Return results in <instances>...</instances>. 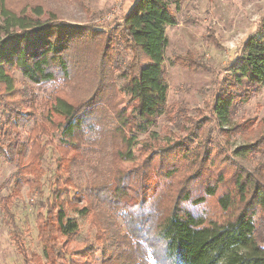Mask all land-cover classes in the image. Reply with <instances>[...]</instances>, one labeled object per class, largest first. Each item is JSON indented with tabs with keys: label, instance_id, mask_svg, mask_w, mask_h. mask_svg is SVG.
Segmentation results:
<instances>
[{
	"label": "trees",
	"instance_id": "trees-1",
	"mask_svg": "<svg viewBox=\"0 0 264 264\" xmlns=\"http://www.w3.org/2000/svg\"><path fill=\"white\" fill-rule=\"evenodd\" d=\"M178 3L137 0L106 30L66 23L52 15L43 20L39 4L14 8L0 0V105L7 109L0 119V155L17 165L14 197L5 198L1 208L13 226L10 237L24 264H95L98 259L100 264H149L150 260L155 264H264V181L256 168L250 170L234 160L264 149V122L255 132L251 130L258 131L254 141L235 148L233 156L219 153L218 144L200 126L202 121L191 122L178 114L168 116V121L186 133L171 145L154 148L138 140L158 117L173 113L167 111L162 64L165 30L176 25L171 5ZM87 35L95 52L78 54V59H83L84 66L85 56L91 57L95 86L91 95L77 103L53 97L40 118L19 110L22 102L16 100L13 70L37 85L54 81L67 85L69 45L79 39L86 43ZM114 46H120L124 55L131 52L120 73L121 93L127 97L121 108L113 103L114 87L109 97L101 84L106 68L114 65L116 53L110 54ZM238 50L227 66L235 73L226 78L227 85L217 93L203 126L212 120L228 125L236 105L264 86V17ZM189 61L194 62L190 57L176 59L186 65ZM241 80L246 81L244 87ZM95 99L105 102L110 113L97 107ZM52 116L61 120L55 123ZM28 118L33 123L24 142L17 129L24 127L19 120ZM96 125L103 126L110 138L109 169L83 187L74 185L71 170L86 144V133ZM50 127L59 132L60 143L49 196L34 204L39 256L28 252L8 205L19 197L22 187L42 195V163ZM134 151L142 162L126 171L120 165L134 163ZM77 206H81L80 215L92 214L95 236L92 243L70 248L64 238L76 234L78 226L68 212ZM106 211L120 215L122 234Z\"/></svg>",
	"mask_w": 264,
	"mask_h": 264
},
{
	"label": "rangeland",
	"instance_id": "rangeland-1",
	"mask_svg": "<svg viewBox=\"0 0 264 264\" xmlns=\"http://www.w3.org/2000/svg\"><path fill=\"white\" fill-rule=\"evenodd\" d=\"M136 1L7 0L9 4L14 5L12 6L14 8L23 6L28 2L39 4L45 13L41 18L43 20L52 15L53 18L66 23L106 30L111 28V25L117 22L122 15L127 14ZM17 3L19 4L17 5ZM171 11L175 16L176 25L169 26L165 30L167 43L163 50L162 72L168 86L167 111L171 109L173 113L158 117L156 124L150 127L147 133L140 135L138 140H145L154 148L171 145L186 133L181 129H176L172 122L168 121V116L171 118L174 114H178L189 118L191 122L202 121L200 126L205 130V133L209 132L212 141L218 144L219 153H223V156L225 154L233 156L232 152L235 148L254 141L258 131L250 133L251 130L255 132L257 127L264 122V86L260 87L259 91L246 99L245 102L236 105L231 112L228 125L219 126L217 121L212 120L207 121V124L203 126V122H205L203 120H209L217 93L227 85L226 78L233 77L232 75L235 73L233 67H227L228 64L233 61L240 45L254 31L257 22L264 17V0H179L178 6L171 5ZM85 38L87 39L84 41L88 40L86 43H82L79 39L69 45L67 52L71 58L69 61L71 73L66 82L67 85H63L61 81L37 85L28 81L17 70H13L17 88L16 100L19 103L22 102L19 110L23 113H34L33 119L40 118L45 108L49 107L53 97H60L77 103L91 95L95 87L93 86L94 66L91 57L85 56L87 65L84 66L83 59H78V54L85 52L92 56L91 54L95 52L93 45L90 44L92 41L88 39L89 35ZM101 43L104 44L103 41H100ZM87 44L90 45L87 46ZM124 52L120 46H114L110 50V54L116 53V55H112L116 63L113 62L114 65L108 66V70L106 68L101 81L102 88L105 89V93H108L109 97H111L114 87L113 103L118 108L124 106L127 101V97L121 93L123 81L120 78V73L130 60L131 52L126 51L128 52L126 55ZM179 57L186 59L190 57L194 62L189 61V65L180 64L176 62ZM77 61L81 65V69H78L80 65L76 63ZM74 63L78 66L74 67ZM190 66L195 68L191 69ZM82 70L86 73H83ZM240 82L244 87L246 81L241 80ZM11 99L13 100V97ZM95 101L97 107L105 109L107 114L110 113L111 110L105 102L100 103L96 99ZM5 110L0 105L1 120L4 119L2 113ZM33 119L19 120V122H24V127L17 129L19 138L24 142L28 137L27 133L32 126ZM52 120L57 123L61 119L58 116H52ZM183 123L187 126L190 125L187 121ZM108 126L110 127V124ZM85 136L86 144L71 170L73 184L81 187L106 174L112 158V145L103 126L96 125ZM45 141L48 144L42 163L45 173L40 182L42 195L30 193L26 187H22L19 197L13 199L8 205L13 215V224L21 233L28 252L39 256L41 255V247L37 239L34 204L37 200L44 201L49 196L55 181V161L60 143L59 132L50 127L49 135L46 136ZM139 147L140 145H137L134 150ZM138 156L139 153L134 151V163L120 166L126 171L134 166H139L142 161ZM234 160L250 168V170L256 168L261 174V180L264 181V149L244 160L236 158ZM233 162L237 164L235 161ZM16 169L15 163L6 162L0 155V264H24L22 256L17 253L10 237L13 226L9 219L4 218L1 208L5 203V198L14 194L13 184L16 179ZM71 192L73 193V190ZM75 208H70L68 215L76 222L77 233L64 238L70 248L92 243L95 236V227L91 225L92 214L89 216L80 215L77 210L81 209V206ZM105 215H110L115 230L122 234L123 222L120 215L108 211L105 212ZM95 264H100L99 259ZM149 264L155 263L150 260Z\"/></svg>",
	"mask_w": 264,
	"mask_h": 264
}]
</instances>
